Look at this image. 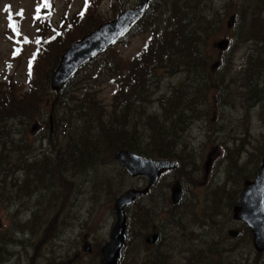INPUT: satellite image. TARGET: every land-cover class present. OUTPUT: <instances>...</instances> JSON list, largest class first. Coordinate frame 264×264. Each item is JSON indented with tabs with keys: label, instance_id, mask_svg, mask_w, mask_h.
<instances>
[{
	"label": "rangeland",
	"instance_id": "rangeland-1",
	"mask_svg": "<svg viewBox=\"0 0 264 264\" xmlns=\"http://www.w3.org/2000/svg\"><path fill=\"white\" fill-rule=\"evenodd\" d=\"M198 1L199 11L204 6L201 20L206 21V25H202L207 29L201 31L200 40L199 35L193 38L196 52L179 45V51L169 50L161 55L158 48L163 41L153 35L150 27H144L86 65L90 73L91 68L101 66L104 59L112 56L133 62L135 66L138 62H152L158 67L152 71L156 80L151 90H141L143 77L130 69L104 67L100 76L95 78L90 73L93 78L80 84L90 93L97 92L101 96L102 113L108 119L130 120L128 114L131 113L121 111V106L135 93L144 92L141 107L131 109V112L134 113L133 122L147 136L151 135V128L171 126L177 119L174 115L178 102L184 103L188 110L186 115L193 117L183 130L182 125L175 127L176 134L182 139L177 145L182 148L177 151V168L158 181L146 206L151 210V216L145 215L151 221L146 229L158 225L163 231L159 244L140 245L136 228L142 224L137 220V203H134L126 209L128 233L119 264H152L153 261L156 264H196L209 258L219 260V264H264V253L257 254L250 232L232 219L234 201L230 206L229 200L233 189L238 195L243 181L254 176L264 155V152L260 153L264 143V102L260 101L261 98L264 101V0ZM138 3L139 0H100L94 9L90 8L88 21L83 19L70 30L69 22L73 17L84 13L82 0H47L45 5L41 0H0V74L8 73L22 91L29 90L31 83L38 84V89L42 88L39 95L47 97L48 89L52 90L51 77L44 90L46 78L42 72L51 67L59 51L61 55L65 52V40L86 27L85 35L89 34L102 22ZM154 8L156 4L153 3L149 15ZM36 11L48 14L35 19ZM231 15L235 18L229 28L226 21ZM95 19L98 21L94 22ZM43 21L49 26L44 36L47 51L36 62L34 79L27 83L30 75L26 74L25 62L35 51L36 40L41 35L38 29ZM59 29L63 30L62 34ZM55 34L61 35L52 40ZM221 38L232 42L223 52L213 47V42ZM71 43L72 40L68 45ZM214 62L218 63L212 67ZM83 72L84 69L79 70L73 79H79ZM188 86H192L189 92ZM192 91L195 94L192 95ZM200 93L202 102L194 104ZM54 100L36 98L26 112H39L34 113L28 127L19 122L15 124L20 131L27 127V135L14 137L18 148L24 146L23 141L28 137L34 142L32 154L49 147L46 134L55 130L53 126L46 130L44 121L48 119ZM43 105L46 107L41 109ZM70 110L73 114L72 107ZM64 125H67L66 121ZM57 144L63 148L62 136L58 137ZM165 145L157 140L153 144L151 140L144 141L142 148L153 150ZM209 156L211 163L206 170L205 162ZM104 157V162H97L93 167L76 171L70 168L46 178L26 175L22 170L8 174V166L0 161V264H100V248L109 240L115 222L112 208L115 197L127 188L146 183L143 176L135 178L121 173L118 162ZM234 169L240 173L236 174ZM249 169L253 170L252 175L247 174ZM175 180L182 184L185 194L180 206L172 209L168 200L170 185ZM145 216L140 219L142 222ZM239 226L244 229L239 239L226 236L229 228ZM85 240L90 243L91 252L83 249ZM217 240L226 249L225 263L213 256L216 252L209 253L205 243ZM190 244L202 247V253L190 249ZM164 246H167L164 249L167 252L158 254Z\"/></svg>",
	"mask_w": 264,
	"mask_h": 264
},
{
	"label": "trees",
	"instance_id": "trees-1",
	"mask_svg": "<svg viewBox=\"0 0 264 264\" xmlns=\"http://www.w3.org/2000/svg\"><path fill=\"white\" fill-rule=\"evenodd\" d=\"M99 1L100 0H84L85 13L83 15L76 14L73 17L69 22L70 30L78 25L83 19L88 21L90 12L95 8ZM196 1L197 0H150L146 11L140 16L135 24L132 25L128 31V35L132 33L136 34L144 27H150V31L153 35H155V37H160L163 41V44L158 48L161 55L167 54L169 50L179 51V45L187 47L190 52L194 53L197 51V46L195 45V39L193 38H196V36L199 35L200 40L201 31L207 29L204 26L206 25V21L204 20L202 22L201 20V10L204 6L199 11L197 5L200 2ZM46 2L47 0H44L43 5H45ZM153 3L156 4V8H154L153 13L149 15L148 12ZM169 3H171L170 6H168ZM91 7L92 9H90ZM195 17L196 19H193ZM96 21H98V19L94 20V22ZM202 23L204 25H202ZM90 24H92V22H90L89 25ZM94 28L95 26L92 27V29ZM48 29L49 26L45 24L44 21L40 23L38 30L39 32L41 31V35H39L36 40V51L33 56L28 59L25 66L26 74L30 75V79H28L27 83H30L32 78L34 79L33 76L36 62L47 51V40L44 39V36ZM59 30L62 34L63 30ZM87 30L86 27L81 31H77V35L65 40L64 46L66 45L67 47L71 40L73 42L84 36ZM60 35H55L52 40H55ZM109 49L110 48L107 50ZM107 50H103L100 54H105ZM39 53H41V55L35 59ZM60 55L59 51L56 55L57 58H55L51 67L42 72V75L46 78L42 86L44 90L48 88L47 80L51 77V74L57 66ZM50 59L53 61V56H50ZM150 63L149 61H145L144 63L138 62L135 66V63L133 62H124L118 56H112L109 59H104L102 63H100L102 64L101 66H94L91 68L90 73L95 75L96 78L104 72V67L111 70L130 69L133 73L138 72V76L143 77L142 81L144 84L140 82V89L147 91L153 88L156 76L152 75V71L154 68L158 67L157 64L153 65L152 62ZM82 69H84V72L81 73L79 79H73L79 74L78 71L58 92L48 89L47 97L43 94L39 95L42 88L38 89V84L34 85V83H31L29 90L22 91L23 88L15 83L14 79L10 77L8 73H5L4 75L0 74V161L1 163L4 161L8 166V174H15L14 170H22L26 175L31 176L39 175L43 178L51 175L55 176L58 172L64 173L66 170H70V168L76 171L89 166L93 167L97 162H104V156H108V159H112L113 152L119 148H127L148 157L172 158L176 160V157H178L177 151L182 150V148H180V146L177 147V145L182 142V139L180 134H176L175 127L182 125L183 130L193 118L186 115L188 110L184 103H177L178 110H176V114L174 115V118L177 119L171 123V126L159 125V127L151 128L150 131L152 133L150 136H147L142 131H139L138 127L133 122L134 113L131 112V109L138 108L139 106L141 107L140 104L144 100V92L141 94H139V92L135 93L124 103V105L121 106V111L127 110L131 113L128 114L131 116L130 120L123 118L118 119L117 117L109 119L105 118L102 114L104 105L99 101L101 96H99L97 92L92 91L93 93H90L87 88H82L80 85L83 80L86 81L87 78H93L90 73L87 72L88 69L86 68V65ZM199 69L205 70L203 67H200ZM133 82L135 83V81ZM191 88L192 86H188V92ZM191 94L193 95L195 93L192 91ZM36 98L55 99L50 107V110L52 111V122L47 118L44 121L47 125L46 130H50L53 126L55 131L46 134L49 147L47 148L46 146L47 149L45 150L40 147L42 149L41 152L32 154L35 150L33 139H30L29 137L26 138L27 140L25 139L23 141L24 146L20 149L16 146L18 143L14 137L24 133L27 135L26 128L39 111L37 112L36 110L28 113L26 110L33 104ZM137 98L139 99L137 100ZM202 100L203 97L200 93L198 100H196L194 104H198L202 102ZM260 101L264 102L263 98H261ZM47 102H49V100L46 101V103ZM74 104H76L75 110L79 112V115L73 116L70 110V107ZM44 105L41 109L46 107ZM49 112L47 115L48 117L50 114ZM65 121L67 125H64ZM17 122H19L20 125H25L27 127H20L22 130L20 131V129H17L19 127L15 125ZM64 126L65 128H68L65 129V131L62 129ZM61 132L63 133L62 135L60 134ZM11 134L13 135L11 136ZM73 135H75L74 139H72ZM59 136L63 137L64 144L61 145L63 148H60L57 144ZM151 140L153 144L155 140H157L166 145L157 146L153 150L142 148V143L144 141L147 142ZM261 147L260 153H263L264 143L261 144ZM62 150L64 151L62 152ZM233 167H235V165H233ZM234 172H236V174L240 173L237 169H234ZM252 172L253 170L249 169V173L247 174L252 175ZM19 190L20 189L17 191ZM232 191V196L229 198V200H231L230 206L231 202L237 197L235 190L233 189ZM149 225H151V221L148 219V216H145V221H143L141 227L136 228L137 235L140 236V239L145 237L142 233ZM246 229L249 232L248 228ZM205 243L208 244L209 253L216 252V255L213 256L220 258V262L222 260V263L227 261L225 258L226 249L221 244L217 241H205ZM216 247L219 248L216 249ZM165 248H167V246L160 248L161 250L158 251V254L166 253L167 251L164 250ZM201 248L195 244H190V249L201 250ZM158 257L162 258L163 256L158 255ZM244 260L246 259L244 258ZM156 263V261L152 262V264ZM196 264H219V260L215 261L212 258H209L206 262L199 261Z\"/></svg>",
	"mask_w": 264,
	"mask_h": 264
},
{
	"label": "water",
	"instance_id": "water-1",
	"mask_svg": "<svg viewBox=\"0 0 264 264\" xmlns=\"http://www.w3.org/2000/svg\"><path fill=\"white\" fill-rule=\"evenodd\" d=\"M147 2L148 0H140L137 7L123 10L115 19L104 22L96 30L70 45L61 55L59 65L51 78V87L58 90L80 65L117 41L145 10ZM233 22L234 16L231 15L227 21L228 27H232ZM230 43V40L222 38L215 41L213 45L225 50ZM114 158L131 176L142 175L147 179L148 184L144 189L125 190L114 201L113 210L116 221L110 231L109 241L101 247L100 264H119L126 239L125 207L138 196L146 193L164 171L173 169L177 165L172 160L149 159L124 149L116 151ZM209 162L210 159L206 163L207 167ZM171 192L173 204H178L183 196V188L178 180L172 185ZM233 218L243 221L249 227L255 250L264 251V156L254 179L244 181L242 190L233 205ZM240 232V230L231 229L228 235L236 237ZM157 239L158 234H151L147 236L146 242L155 243ZM84 250L91 251L88 243H85Z\"/></svg>",
	"mask_w": 264,
	"mask_h": 264
},
{
	"label": "flooded vegetation",
	"instance_id": "flooded-vegetation-1",
	"mask_svg": "<svg viewBox=\"0 0 264 264\" xmlns=\"http://www.w3.org/2000/svg\"><path fill=\"white\" fill-rule=\"evenodd\" d=\"M151 194H152V195H151V197L149 198V201L144 200V199H141V200H140V205H142V204H143V205H147L148 203H150V199L153 197L154 192H152ZM148 195H149V194H148ZM145 196H146V195H145ZM142 198H143V197H142ZM148 212H150L149 215L151 216V210H149ZM173 214H174V212H173ZM174 215H175V214H174ZM180 216H182V214H181ZM178 217H179V216H177V218H178ZM177 218H176V219H177ZM152 229H153V230H151L150 232H152V233H153V232H158L159 235H160V236H159V239H160V238L162 237V235H163V231H162V229H160V227H158V225H153V226H152ZM154 245H155V244H154Z\"/></svg>",
	"mask_w": 264,
	"mask_h": 264
},
{
	"label": "snow or ice",
	"instance_id": "snow-or-ice-1",
	"mask_svg": "<svg viewBox=\"0 0 264 264\" xmlns=\"http://www.w3.org/2000/svg\"><path fill=\"white\" fill-rule=\"evenodd\" d=\"M81 15H83V12H81Z\"/></svg>",
	"mask_w": 264,
	"mask_h": 264
}]
</instances>
